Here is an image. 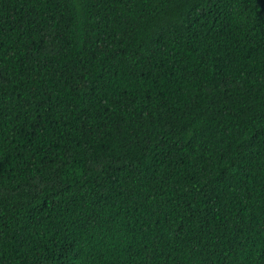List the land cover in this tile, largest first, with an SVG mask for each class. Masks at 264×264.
<instances>
[{"label": "trees", "instance_id": "1", "mask_svg": "<svg viewBox=\"0 0 264 264\" xmlns=\"http://www.w3.org/2000/svg\"><path fill=\"white\" fill-rule=\"evenodd\" d=\"M0 264H264V0H0Z\"/></svg>", "mask_w": 264, "mask_h": 264}]
</instances>
